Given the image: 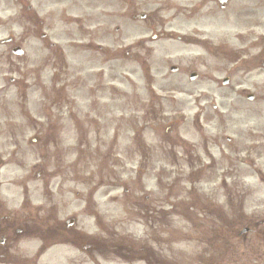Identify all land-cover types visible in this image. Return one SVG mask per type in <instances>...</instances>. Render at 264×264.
Listing matches in <instances>:
<instances>
[{
    "label": "rangeland",
    "instance_id": "obj_1",
    "mask_svg": "<svg viewBox=\"0 0 264 264\" xmlns=\"http://www.w3.org/2000/svg\"><path fill=\"white\" fill-rule=\"evenodd\" d=\"M93 2L88 3V69L80 68L79 57H71V77L66 79H84L66 91L76 96L75 107L88 109L85 119L76 115L77 120H88L86 141L79 144L71 128L60 142L61 164L45 160L48 170L62 169L55 186L82 193L77 209H83L88 193V214L76 215L77 230L88 233V258L76 250V264H129L128 259L132 264H264V238L240 234L264 220V67L242 62L250 57L241 51L239 60L228 52L209 59L204 50L160 41L154 44L157 49H179L170 51V62L160 63V57L152 61L148 82L141 67L118 54L121 45L126 48L137 36L122 39L113 32L117 22L102 17L103 3ZM9 15L13 12L0 13V18ZM1 23L0 40L10 36L27 50L21 57L0 58V101L8 97L20 107L18 98L32 94L36 101L40 95L38 77L44 71L38 61L50 54L38 53L40 42L34 35L21 36L22 16ZM262 35L261 28H254L252 33L220 31L208 37L235 50ZM5 49L0 44V55ZM171 62L179 63L182 73L176 76L182 75V80L168 73ZM190 69L199 74L192 83L187 80ZM47 70L45 75L50 74ZM228 75L224 87L221 80ZM148 88L159 98L152 99ZM83 122L76 123L83 128ZM135 135L147 151L139 150ZM37 151L29 149L24 169L30 176L41 159ZM142 155L153 157L142 162ZM72 161L75 170L67 167ZM139 167L143 171L138 177ZM24 169L4 168V174H10L5 179L9 187L18 186L15 180L20 181ZM34 198L40 196L35 193ZM125 241L145 252L140 258L122 252L119 246ZM38 246L25 244L24 253L34 255ZM37 264H63V256L50 250Z\"/></svg>",
    "mask_w": 264,
    "mask_h": 264
},
{
    "label": "flooded vegetation",
    "instance_id": "obj_2",
    "mask_svg": "<svg viewBox=\"0 0 264 264\" xmlns=\"http://www.w3.org/2000/svg\"><path fill=\"white\" fill-rule=\"evenodd\" d=\"M90 2L93 0H0V12L3 14L20 4L18 10L24 13L26 21L22 34L37 35L40 55L51 52L55 57L50 61L52 75L49 82L53 86L51 89L50 86L39 87L40 95L35 105L38 120L30 114V108L35 104L32 94L22 98L21 107L16 109L12 108L11 98L5 97L0 101V118L4 119L3 123L0 122V263L14 262L19 258L22 264H37L51 247L74 252L78 249L88 258V235L77 230L74 214L64 215L75 204L77 194L71 189L50 185L56 172L46 171L45 160L42 159V164L33 172L43 185L34 189L40 193L42 201L39 204L32 202V194L26 186L27 175L21 176L20 181L15 180L19 184L11 188V182L5 181L10 174H4L3 170L13 164L23 169L29 149L36 147L40 148L39 155L55 162L63 133L71 128L79 134L78 142L82 141L88 120H83L82 128L80 123H76V115L85 119L88 109L83 111L81 107H75L77 98L66 89L73 82L84 79L79 76L71 82L66 79L71 77V57H79L76 62L80 68L88 69L85 66L88 65ZM93 3H103L102 17L117 22L113 32L120 34L122 39L126 35L138 36L127 48L121 45L118 54L122 60L141 67L146 80L152 78L149 75L152 61L160 57V63L170 62V51L179 49L176 45L204 50L209 59L228 52L239 60L237 52L241 51L243 57H250L242 59V62L250 61L264 67V35L235 50L216 45L213 37H208L220 31L243 33L247 30L252 33L254 28L264 31V0H99ZM160 41L176 45L170 46L171 50L157 49L154 44ZM15 48L11 46L4 50L1 58L6 59V51L12 54ZM257 49L256 55L250 53ZM105 51L107 58L111 57L108 50ZM38 62L41 68L49 66V61L44 58ZM171 64L175 67L173 75H176L179 63ZM40 81H43L41 76ZM61 82L63 84L58 86ZM148 93L154 98L150 88ZM62 214L64 217L61 218ZM31 242L39 243V246L30 259L23 246ZM66 264H76V259L68 257Z\"/></svg>",
    "mask_w": 264,
    "mask_h": 264
}]
</instances>
